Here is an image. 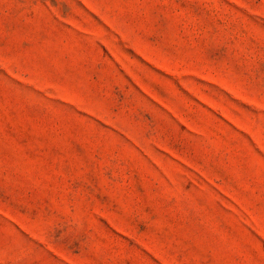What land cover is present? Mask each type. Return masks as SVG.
<instances>
[{
  "label": "rangeland",
  "instance_id": "rangeland-1",
  "mask_svg": "<svg viewBox=\"0 0 264 264\" xmlns=\"http://www.w3.org/2000/svg\"><path fill=\"white\" fill-rule=\"evenodd\" d=\"M0 264H264V0H0Z\"/></svg>",
  "mask_w": 264,
  "mask_h": 264
}]
</instances>
